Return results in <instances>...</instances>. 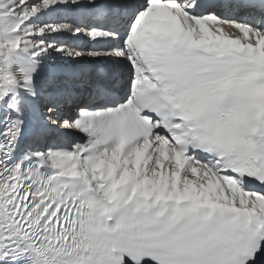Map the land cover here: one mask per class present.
I'll list each match as a JSON object with an SVG mask.
<instances>
[{
	"label": "snow or ice",
	"instance_id": "snow-or-ice-1",
	"mask_svg": "<svg viewBox=\"0 0 264 264\" xmlns=\"http://www.w3.org/2000/svg\"><path fill=\"white\" fill-rule=\"evenodd\" d=\"M264 0H0V264H261Z\"/></svg>",
	"mask_w": 264,
	"mask_h": 264
}]
</instances>
